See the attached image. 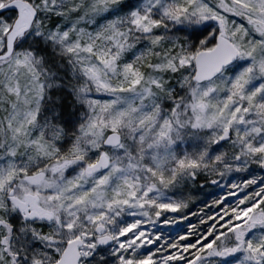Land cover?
Returning <instances> with one entry per match:
<instances>
[{"label": "snow or ice", "instance_id": "6c2138e0", "mask_svg": "<svg viewBox=\"0 0 264 264\" xmlns=\"http://www.w3.org/2000/svg\"><path fill=\"white\" fill-rule=\"evenodd\" d=\"M0 264H264V0H0Z\"/></svg>", "mask_w": 264, "mask_h": 264}, {"label": "rangeland", "instance_id": "374dc122", "mask_svg": "<svg viewBox=\"0 0 264 264\" xmlns=\"http://www.w3.org/2000/svg\"><path fill=\"white\" fill-rule=\"evenodd\" d=\"M210 191H213L214 194H215V193H218V190H210ZM172 234H175L174 231L172 232Z\"/></svg>", "mask_w": 264, "mask_h": 264}]
</instances>
